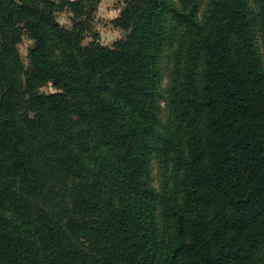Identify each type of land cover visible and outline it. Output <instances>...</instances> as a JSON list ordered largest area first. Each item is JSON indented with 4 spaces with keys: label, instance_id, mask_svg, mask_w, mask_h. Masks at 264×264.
Segmentation results:
<instances>
[{
    "label": "trees",
    "instance_id": "trees-1",
    "mask_svg": "<svg viewBox=\"0 0 264 264\" xmlns=\"http://www.w3.org/2000/svg\"><path fill=\"white\" fill-rule=\"evenodd\" d=\"M125 3L0 0V264H264V0Z\"/></svg>",
    "mask_w": 264,
    "mask_h": 264
},
{
    "label": "rangeland",
    "instance_id": "rangeland-1",
    "mask_svg": "<svg viewBox=\"0 0 264 264\" xmlns=\"http://www.w3.org/2000/svg\"><path fill=\"white\" fill-rule=\"evenodd\" d=\"M125 2L126 0H94V9L90 11V18L88 19L89 26L91 27L92 31L86 33V38L84 40L85 46H89L96 42H99L104 46H113L117 41L127 38L129 33L115 25V20L120 17L123 9L126 7ZM73 19L74 12H72L71 8L65 9L58 14V22L67 29H71L73 27ZM96 34L98 38L97 40L94 38ZM35 47L36 42L30 39L27 35L22 37V41L18 45V51L26 70H28L30 65V50L34 49ZM163 57L161 63H163L162 65L164 68V73H166V68L169 61L166 60V57ZM167 84L168 78L167 75L164 74L163 89L165 92L167 90ZM39 91L42 94H50L55 92L56 89L52 86V84H49L39 89ZM162 102V116L165 119V101L162 100ZM84 118L87 120V117ZM160 169V163L157 161V159H154L150 177H152L154 185L158 189L161 188L162 184V172Z\"/></svg>",
    "mask_w": 264,
    "mask_h": 264
}]
</instances>
